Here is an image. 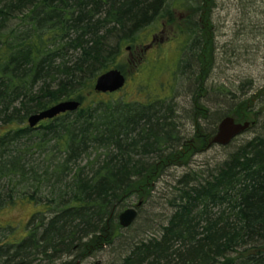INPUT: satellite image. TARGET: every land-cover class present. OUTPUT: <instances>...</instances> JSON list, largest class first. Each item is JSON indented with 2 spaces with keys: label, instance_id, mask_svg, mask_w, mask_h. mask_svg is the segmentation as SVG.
<instances>
[{
  "label": "trees",
  "instance_id": "1",
  "mask_svg": "<svg viewBox=\"0 0 264 264\" xmlns=\"http://www.w3.org/2000/svg\"><path fill=\"white\" fill-rule=\"evenodd\" d=\"M174 1L0 0V209L35 208L25 235L0 244V264H30L28 254L44 264L74 256L62 264H78L120 236L127 199H142L168 166L209 148L212 133L199 123L181 145L178 116L158 100L129 102L94 89L99 75L123 71L117 56L140 46L146 27L164 26L166 16L176 22L166 12ZM213 5L189 9L203 17L191 19V34L179 27L193 40L188 48L179 39V55L188 48L183 59L197 56L202 85L214 63L206 20ZM70 99L81 107L30 126L32 114ZM245 109L227 114L252 128L259 112ZM189 183L177 188L161 233L134 243L118 264H264V136L237 148L211 177Z\"/></svg>",
  "mask_w": 264,
  "mask_h": 264
},
{
  "label": "rangeland",
  "instance_id": "2",
  "mask_svg": "<svg viewBox=\"0 0 264 264\" xmlns=\"http://www.w3.org/2000/svg\"><path fill=\"white\" fill-rule=\"evenodd\" d=\"M204 1L175 0L172 8L166 10H172L175 14L174 24L166 16L162 19L164 27H146L136 45L142 47L151 42L153 35L158 37L154 48L141 51L144 59L138 57V60L135 58L131 62L130 51L123 48L117 61L123 67L128 82L116 96L129 102H146L145 104L158 100L156 105L173 108L178 116L179 140H175L181 145L195 136L196 123H199L205 133H215L221 120L235 105L246 107L245 110L251 114L259 112L257 123L229 145L215 144L194 154L183 164L168 166L153 187H149V194L142 199L138 193L134 194L120 208L119 213H122L141 202L136 221L129 227H122L120 236L112 245L80 260L78 264L120 263L129 254L134 243L161 233V226L173 214L171 201L178 193L177 188L184 187L183 182L188 181L191 185L211 177L237 148L257 136H264V92L261 91L264 89V0H214L209 16L215 39L214 63L202 85L204 81H197L200 68L197 56H189L188 59L186 56L183 59L190 47L188 43L193 40L186 35L182 38L178 33L180 27L185 30L184 34H191L188 31L191 26L189 16H194L191 11L195 12ZM195 20H199L198 13ZM179 39L186 40L185 45H188L181 57ZM185 59L188 62H181ZM203 105L205 109L202 108ZM170 150L172 149H168L167 153ZM96 155H89L85 161H92ZM153 155L150 160L155 157ZM45 156L34 155L39 160ZM34 212L35 208L28 203L1 208L0 244L25 235V228ZM47 216L45 214V219ZM9 226L14 227V233L9 232ZM73 257L58 259L57 264L71 261ZM27 259L30 264H44V258L32 260L28 254Z\"/></svg>",
  "mask_w": 264,
  "mask_h": 264
},
{
  "label": "water",
  "instance_id": "3",
  "mask_svg": "<svg viewBox=\"0 0 264 264\" xmlns=\"http://www.w3.org/2000/svg\"><path fill=\"white\" fill-rule=\"evenodd\" d=\"M126 84V76L121 70L114 68L101 74L95 83V90L98 92H115L122 89ZM81 102L77 100L61 101L52 107L42 110L41 112L32 114L28 122L31 127L37 126L41 121L46 119H53L59 114L65 112L76 111L80 108ZM251 126L249 120L239 121L234 114L226 115L218 125L217 132L212 136L209 146L214 144L229 145L233 139L246 132ZM130 207L125 209L119 215V222L122 227L131 226L138 217V207Z\"/></svg>",
  "mask_w": 264,
  "mask_h": 264
},
{
  "label": "flooded vegetation",
  "instance_id": "4",
  "mask_svg": "<svg viewBox=\"0 0 264 264\" xmlns=\"http://www.w3.org/2000/svg\"><path fill=\"white\" fill-rule=\"evenodd\" d=\"M187 15H189V13H188ZM195 15H197V14H195ZM195 15H194V16L190 15L189 17H190L191 19H194ZM209 16H211V15L209 14ZM209 16H208V18L206 19L207 22L210 21ZM199 19H200V21H202L203 17L201 16ZM163 32H164V29H163ZM178 34H179V33H178ZM179 35H180V34H179ZM157 37H158V36L153 35V37L151 38L152 41H151V43L149 44L148 47H139V46H138V47H136L135 49H132V55H131L132 58H131V61L134 62V61H135V58L137 59L138 57L141 58V59H144L143 55H141V54H142L141 51L146 52L148 49H152V48H154V46L157 44ZM139 53H140V55H139ZM139 58H138V59H139ZM138 59H137V60H138Z\"/></svg>",
  "mask_w": 264,
  "mask_h": 264
}]
</instances>
